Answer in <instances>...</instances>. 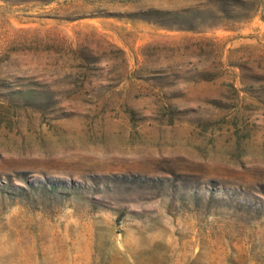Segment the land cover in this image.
<instances>
[{"label": "rangeland", "instance_id": "rangeland-1", "mask_svg": "<svg viewBox=\"0 0 264 264\" xmlns=\"http://www.w3.org/2000/svg\"><path fill=\"white\" fill-rule=\"evenodd\" d=\"M0 264H264V0H0Z\"/></svg>", "mask_w": 264, "mask_h": 264}]
</instances>
